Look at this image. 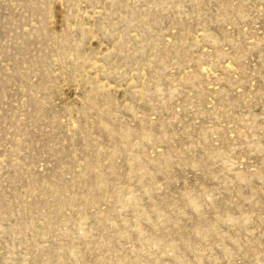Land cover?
<instances>
[{
    "label": "rangeland",
    "instance_id": "1",
    "mask_svg": "<svg viewBox=\"0 0 264 264\" xmlns=\"http://www.w3.org/2000/svg\"><path fill=\"white\" fill-rule=\"evenodd\" d=\"M0 264H264V0H0Z\"/></svg>",
    "mask_w": 264,
    "mask_h": 264
}]
</instances>
